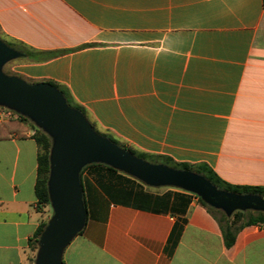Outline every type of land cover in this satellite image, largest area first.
Here are the masks:
<instances>
[{
	"label": "crops",
	"instance_id": "obj_1",
	"mask_svg": "<svg viewBox=\"0 0 264 264\" xmlns=\"http://www.w3.org/2000/svg\"><path fill=\"white\" fill-rule=\"evenodd\" d=\"M0 34L16 54L3 76L66 88L99 132L264 187L262 0H0ZM4 107L0 122L14 116ZM32 133L0 140V264H26L45 219ZM78 183L82 225L62 264H264V226L242 229L226 249L192 191L103 163L82 166Z\"/></svg>",
	"mask_w": 264,
	"mask_h": 264
},
{
	"label": "water",
	"instance_id": "obj_2",
	"mask_svg": "<svg viewBox=\"0 0 264 264\" xmlns=\"http://www.w3.org/2000/svg\"><path fill=\"white\" fill-rule=\"evenodd\" d=\"M15 55L6 45L0 42V68L2 64ZM0 102L13 110H19L30 115H33L34 112L36 114L34 116L39 114L42 117V119L40 118L41 126L49 125L51 130L61 138V143L54 150L51 149L49 172L55 169V176L58 177L57 181L60 184L57 199L59 200L58 206L60 212H62V218L54 226V229L47 230L46 233L41 235L45 245L43 246L40 264H62L60 255L63 246L82 225L78 173L82 166L91 164L88 162V158L91 156H99L103 164L116 169L118 168L112 162L116 165L119 164L125 169L126 173L133 176L140 172L139 174L146 178L144 180L148 185L176 186L175 184L158 181L157 178L149 179L147 176H150L151 163L137 159L123 149L120 150L106 138L98 139L94 137L80 112L67 107L62 95L48 84L27 85L16 78L5 77L0 72ZM158 167L175 171V169L164 165H158ZM184 172L186 173L185 176L189 174L188 171ZM206 182L212 186L208 181ZM180 188L194 193V188L190 185H182ZM213 188L216 189L214 186ZM47 191L49 202H51L52 197L48 185ZM218 191L215 193L218 199L225 197L234 203L233 206L228 208L229 211L240 206L237 203L235 205V202H241L243 206H254L259 211L264 207V199L261 197L239 196L221 190Z\"/></svg>",
	"mask_w": 264,
	"mask_h": 264
},
{
	"label": "trees",
	"instance_id": "obj_3",
	"mask_svg": "<svg viewBox=\"0 0 264 264\" xmlns=\"http://www.w3.org/2000/svg\"><path fill=\"white\" fill-rule=\"evenodd\" d=\"M264 6V0H262ZM9 46V45H8ZM64 52L49 53L45 57H41V60L52 59L58 55H62ZM27 58H34L35 53L26 51ZM45 83L55 89L64 98L66 105L72 109L77 110L80 114L88 121L93 127L94 125L89 121L86 116L85 110L77 105L69 94L68 90L54 82H36V84ZM94 129H96L94 127ZM31 130L33 131L30 138L35 142L37 146V169H36V181L34 187V193L36 197V209L38 212H42L43 208L49 205V196L47 191V178L49 174V152H50V141L48 137L41 131L27 126V121L21 116H13L6 122H0V140L10 139L15 137L17 139H26V133ZM97 133L103 138H106L109 142L130 153L137 159L153 164H161L175 170L188 171L197 175H201L206 181H208L216 189L224 191L229 194L239 196H258L264 198V187L254 186H237L231 185L221 180L208 166L205 164H186V163H175L170 158L161 156H150L144 153L137 152L130 147L122 145L117 139L107 133ZM198 204L202 206L208 214L215 220L220 230L224 247L230 249L235 242L236 235L239 231L250 226H264V212H234L231 217L225 216L220 211H214L209 208L202 200L197 199ZM45 222L41 221L33 233L32 237L28 241V247L30 250H34L43 229Z\"/></svg>",
	"mask_w": 264,
	"mask_h": 264
},
{
	"label": "rangeland",
	"instance_id": "obj_4",
	"mask_svg": "<svg viewBox=\"0 0 264 264\" xmlns=\"http://www.w3.org/2000/svg\"><path fill=\"white\" fill-rule=\"evenodd\" d=\"M0 42L3 43L1 34H0ZM6 70H8V67L6 68ZM1 110H2V112H11L12 115H14V116H21V117L25 118L27 121L28 127H33L35 129L41 131L43 134H45L48 137V139L50 141V148L51 149L54 150L61 143V138L58 137V135L51 130L49 125L48 126H44V125L41 126L40 122H41L42 117L39 114H38V116H34V115H36L34 112H33V115L32 114L30 115L29 113H24V112H21L19 110H13V109H10L8 107L1 108ZM85 121H86V119H85ZM86 122H87V125L89 126V130H90L91 134L98 139L99 138L103 139L102 136L97 133L96 129H94V127L88 121H86ZM119 149L122 150L121 148H119ZM88 159H89L88 162H90V163H95V162L103 163V161L99 158V156H96V155L95 156L93 155ZM112 163L119 170H121V171L125 170L119 164L116 165V163H114V162H112ZM151 164L152 165H151V170H150V176H147V177H149V179H156L157 178L158 181L175 184L176 187H181L182 185H186V186L190 185L191 187L194 188V194H196V196L200 200H202L209 208H211L214 211L215 210L220 211L227 217H231V215L236 211L253 212V213L254 212L255 213L256 212H264V207L262 208V210L259 211L254 206L253 207L252 206L249 207V205L243 206V203H241V202H235V205L239 204L240 206L234 207L232 210L229 211L228 208L233 206L234 203L225 197L218 199V197L215 195V193L219 192L218 189H214L213 186H210L202 178L201 175H197V174L189 172V174H187V176H185L186 173L182 170L172 171V170H167V169L162 168V167H158V165H161V164H153V163H151ZM139 173L140 172H138L134 176H136V178H138L144 184H147V182L144 180L146 178H144ZM57 178L55 176V169L51 170L48 174L47 185H48V188L51 192L52 201L50 202V204L47 207L43 208V211H42V213L45 215V219H44L45 227H44L41 235L43 233H46L47 230L50 231V230L54 229V226L62 218V212H60V207L58 206L59 200L57 199L59 196L58 190L60 189V184L57 181L58 180ZM170 186H172V185H170ZM220 201H221V203H219ZM41 235L38 238L37 244L35 246L36 248L34 250L28 249L26 251V255H25V263L26 264H40V258L42 256L43 246L45 245L44 241H42V239H41Z\"/></svg>",
	"mask_w": 264,
	"mask_h": 264
}]
</instances>
